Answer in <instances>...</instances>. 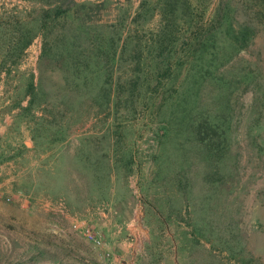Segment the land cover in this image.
<instances>
[{
    "label": "rangeland",
    "instance_id": "obj_1",
    "mask_svg": "<svg viewBox=\"0 0 264 264\" xmlns=\"http://www.w3.org/2000/svg\"><path fill=\"white\" fill-rule=\"evenodd\" d=\"M190 1L205 18L227 1L257 33L221 69L224 85L203 79L171 117L152 111L147 92L130 103L125 90L103 107L94 86H76L71 69L39 58L40 36L1 75L0 264H100L90 242L81 254L56 231L50 203L78 202L88 185L93 201L101 176L103 200L115 190L152 232L154 241L141 238L140 264H264V0ZM139 2L118 0L130 13ZM30 8L0 0V11ZM31 79L41 83L35 94ZM58 214L84 218L79 205Z\"/></svg>",
    "mask_w": 264,
    "mask_h": 264
},
{
    "label": "trees",
    "instance_id": "obj_2",
    "mask_svg": "<svg viewBox=\"0 0 264 264\" xmlns=\"http://www.w3.org/2000/svg\"><path fill=\"white\" fill-rule=\"evenodd\" d=\"M25 1L27 11H0V80L40 36L39 58L71 69L76 86H94L103 107L117 104L125 90L130 103L147 92L152 111L170 117L181 98L197 95L203 79L224 85L221 69L257 33L236 21L227 1L206 18L190 0H140L133 13L118 0ZM37 87L31 79L29 94ZM101 177L95 185L104 184L103 191Z\"/></svg>",
    "mask_w": 264,
    "mask_h": 264
},
{
    "label": "crops",
    "instance_id": "obj_3",
    "mask_svg": "<svg viewBox=\"0 0 264 264\" xmlns=\"http://www.w3.org/2000/svg\"><path fill=\"white\" fill-rule=\"evenodd\" d=\"M75 191L77 190L75 189ZM90 192L91 189L88 185L83 190L77 191V193L81 195L78 202H74L70 197L64 198L65 205H63V208L69 212L71 206L79 205L83 217L87 219L93 227L98 228L103 232L104 244L99 248L93 246L95 249L94 258L100 264H136V262L137 264H140V251H143L144 247L141 238H150L151 236V241H154V238H152L151 235L152 232L150 234V232L143 229L138 222H130L131 217L129 216V212L127 213L123 210L124 199L116 197L115 190H112V192L109 193V197L106 201L103 200L105 199V195L101 194L100 189H98L99 197L93 201H91L89 195ZM68 195H71V193H68ZM50 206L51 214H56L57 216L56 219H52L56 231L59 234L60 232L65 233L66 231L70 233L69 236H67V239L81 254L90 251L89 242L85 241L79 233L70 230L72 218L69 217V215H65L63 216L64 221L59 220L58 213L63 210L59 200L50 203ZM164 218V215L157 213L156 219L161 222V225L162 223H165ZM161 227H164V225ZM131 234L133 235V239ZM80 240H82L81 242L86 248L83 246L79 248L78 242ZM143 259H141V261H143Z\"/></svg>",
    "mask_w": 264,
    "mask_h": 264
},
{
    "label": "built area",
    "instance_id": "obj_4",
    "mask_svg": "<svg viewBox=\"0 0 264 264\" xmlns=\"http://www.w3.org/2000/svg\"><path fill=\"white\" fill-rule=\"evenodd\" d=\"M7 201L11 200V197H6ZM61 207L63 209L64 203L60 201ZM65 209V208H64ZM141 220V217L139 218V215L133 216L131 218V221L138 222ZM71 227L74 231L80 232L82 236L90 242L94 247H101L104 244V234L103 232L93 227L85 218H77L74 216L71 221ZM133 239V235H131Z\"/></svg>",
    "mask_w": 264,
    "mask_h": 264
}]
</instances>
